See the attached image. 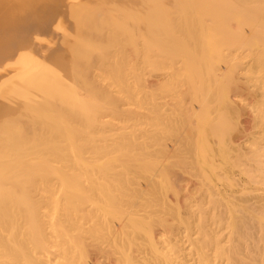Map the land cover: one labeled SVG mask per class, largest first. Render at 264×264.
I'll list each match as a JSON object with an SVG mask.
<instances>
[{
  "label": "rangeland",
  "instance_id": "374dc122",
  "mask_svg": "<svg viewBox=\"0 0 264 264\" xmlns=\"http://www.w3.org/2000/svg\"><path fill=\"white\" fill-rule=\"evenodd\" d=\"M225 1L73 0L75 39L72 37L73 31L70 36H65L66 9L62 6L61 29L64 36L61 33V84L68 87L72 96L77 95L84 102L85 99L88 102L92 96L90 102L94 105L96 100L107 95L105 98L108 103L111 100V104L107 107L105 98L102 104L110 111L104 113L102 104H99L98 115L91 116L95 117V121L97 119V125L92 123L94 127L89 125L91 129L89 126L86 129H93L91 135L98 136L92 137L97 148L92 146L94 142L88 144L93 139L84 140L88 142L87 147L83 145L85 148L79 145L81 154L76 148L77 157L82 158H78L80 161L84 157L86 161V156L92 160L79 162L77 158H72L73 155L69 156L68 163L72 161L73 164H66V160V163H58L59 166L56 164L62 168L61 173L57 170L58 174L53 171V164H48L49 168L46 165L49 170L47 173H50L44 174L48 187L53 185L60 188L61 184L58 186L57 182H53L60 177L59 174L62 176L61 181L64 177L73 176L75 179L76 175L79 189L76 188V193H73L78 195L80 191L84 192L85 202L82 203L81 193L78 198L74 194L71 200L78 199L76 204L81 205L80 211L62 210L65 198L53 195L56 196L54 200L52 195L47 194V197L44 196L46 201L49 200L47 206L51 208L48 202L52 201L55 211L54 208L48 211L46 208L43 214L35 213L37 217H43L42 221L39 220L40 225L35 223L39 226L38 230L34 229L42 235L41 241L29 242L27 239L34 232L30 227L35 224L30 222V226L27 222L31 220H23L25 216L28 218L26 212H12L16 213L13 215L11 210L1 207L0 264H202L208 220L204 198L206 182L222 181L228 194L240 189L243 198L257 195L264 197V186L255 182L260 180L256 175L264 172V42L260 41L264 31V15L260 19L255 18L260 13L264 14V10L259 12L264 9V0L249 2V6L252 4L251 10L259 7V11H254V18L246 8L237 9L240 4L236 7L239 14L233 13L237 10L230 12L238 1L234 5L235 0L231 3L232 9L231 4L228 6ZM151 11L156 12L154 15L158 13V18L154 20L155 16H152V22L150 19L148 24L143 17L147 12L151 14ZM85 12L93 15L89 17L86 14L87 18L85 15L80 18ZM240 12L248 13L252 20L247 17L248 14H243V18ZM109 13H113L114 17ZM120 14L121 18L126 16H123L124 20L122 18V22L127 19V24L123 23L126 26L121 25V22L116 24ZM130 16L134 17L133 21L130 20L132 17L129 19ZM136 17H139V21ZM245 18H249V21ZM115 24L124 28H117ZM242 24L245 25L243 28ZM109 33L113 34L112 39L117 45L111 41V37L108 41ZM116 35L120 38L118 42L115 40ZM131 35L136 47L130 45V39L127 38H132ZM107 41L109 46L105 44ZM67 92L69 96L70 92ZM95 93H98L97 97ZM74 97H71L73 101L71 98L69 100L78 104L77 97ZM93 98L97 99L93 101ZM82 101L79 99L78 106L86 104ZM114 102L116 105H113ZM109 106H114L115 113H110ZM115 107L122 111L119 113L124 111V114L119 115ZM78 112L81 113L79 109ZM80 119L82 122L77 121L81 124L86 121ZM77 121L76 126L81 128ZM99 121L108 123L98 124ZM88 123L84 122V126ZM120 152L127 157H122ZM117 153L121 160L117 159ZM70 154L72 152H68ZM73 159L78 161L74 163ZM65 168L68 172L63 173ZM251 169L255 171L252 173L257 174H247ZM251 174L256 177L253 176L254 182ZM261 175L263 179L264 175ZM23 180H20L21 183L15 180L18 183L12 182L10 188L20 190ZM49 180L52 183L50 186ZM88 193L90 196L86 197ZM76 199L72 202H77ZM221 203L222 207H227L222 208L227 212H224L221 223L227 236L232 232L233 223L238 222L236 216L242 209L229 202L228 195L226 198L221 197ZM7 205L10 206L9 203ZM220 209L216 211L221 212ZM263 215L257 213L253 216L256 221L254 225L264 223ZM209 224L212 231L217 228L214 218ZM222 239L226 241L225 237ZM213 243L215 246L216 241ZM214 246L212 250L217 245ZM23 249L26 253H23ZM17 250H22L25 255L17 257L22 255ZM257 255L255 259L259 261ZM253 260L249 263H258Z\"/></svg>",
  "mask_w": 264,
  "mask_h": 264
},
{
  "label": "bare ground",
  "instance_id": "6f19581e",
  "mask_svg": "<svg viewBox=\"0 0 264 264\" xmlns=\"http://www.w3.org/2000/svg\"><path fill=\"white\" fill-rule=\"evenodd\" d=\"M226 1L228 2L227 5L228 4L230 5L234 0H226ZM235 1L236 2H233V5L235 3H237V1H238V4L234 5L235 8L231 4V6H232L231 9L232 8H234V9L230 10V12L231 11L233 12V10L236 11L237 9H240V7L242 9L246 8L247 12L251 11L252 18H254V16H253L254 11L255 10H256L255 12L259 11L258 10L259 7H257L256 9L253 8V10H251L252 8L250 9V6L252 4L250 6L248 4H249V2H251L253 0H235ZM222 3L224 5V2H222ZM72 4H73V0H0V208L5 207L8 209V211L11 210V213L12 212H16V213L19 212L20 213V211H23L21 213L26 212L25 215L27 214L28 218H26V216L25 217L23 216L24 217L23 220L24 221L26 219L31 220L29 222L26 221L27 223H30V222H32L33 224L39 223V220L42 221L43 217L41 218L40 217L41 215L39 217H37V215L35 213L40 212L41 214H43V209L46 210V208H47V211H48V209L54 208L53 204L51 203L52 202L51 200H50L51 202H48V203H49L50 207H51V205H52V207L49 208L47 206V201H49V200L46 201L44 198V196L47 197L46 196L47 194L52 195V197H51L52 199L56 196L58 197L59 195L61 196V198H65L67 203H66V201L64 202L65 209L63 207L62 210H64V211L65 210H68V211H78L79 210L80 211L81 205L78 206L76 204V203H78V199H76V198L80 197V195H81L82 197H80V198H82V203H83V201H84L83 196L85 195V193L79 190L81 194L77 193L78 195L80 194L79 196L75 194L76 193L75 189L76 188L79 189V187H78L79 181L76 180V177H75L76 175L74 176L75 179H73V176H71L69 178L64 177L63 181H65V183H63V181L60 180V178L62 177L61 174H59L60 177L59 176L57 177L58 180L55 178L56 181H53V179L51 178V180L53 182H57L58 186H59V184H61L60 188L58 189L57 186L53 187V185H51V187H48L45 184V181H46L45 178L46 177L44 178V176H46V175H44V174L49 172V170L47 169L48 164L49 165L53 164L54 168L57 167L56 164L59 166V164L63 163L65 160L67 161V163H66V161L64 163H66V164L70 163L71 164L72 161L71 162L69 161V163H68V160H69V156L71 157L72 155H73L72 158L82 159L80 156L77 157L78 156L77 151L80 152L82 147H84V148H85V146L87 147L86 143H88V142H90L88 144H92L94 142V139L92 137L95 136V135L94 136L91 135V134H93L92 133L93 129L92 130H86V129L88 128L89 125L92 126V123L95 126V124H96L95 122L97 121V119H96V121L94 119H95L96 115H98L96 113L99 111V107L102 104V101L107 102V103H105L107 105V107H108L109 103L111 104V100H109V98H108V100L110 101L108 103L107 99L105 98V97H108L106 95L103 98L101 97V99H100L101 102H99L100 101L99 99L96 100L97 98H93V101L96 100L95 105L100 104L99 106H95L93 102H90L91 101L90 98H92V96L89 97L88 102L86 99H85V102L82 101L81 98L79 97L80 101H82L83 103H86V104H81L78 106V104H80L78 96L77 95H74L75 97L72 96L71 95L72 92H70V90L67 89L68 87L65 88L66 86L64 85L65 86L64 87L63 84H61L62 78H61L60 72H59L60 71L59 70L60 47H61V41H62L61 36L63 34L62 29H61V14H62L61 11L63 10L62 6H65L66 10H65V14H64L65 15L64 16V23H65V31L67 32V33H65V36L66 37L70 36L72 34V31L74 33V35H72V37L75 36V29L74 28L76 27V24H75L76 21L74 20L75 22H73V19L75 18V11H73V7H72L73 5ZM239 4H240V6H238ZM245 5L247 7H244ZM172 6H174V5H172ZM183 6H184V4H183ZM183 6H182V8H183ZM224 6H226V4ZM224 6H221V7H223V9H224L225 8ZM236 7H237V9H236ZM262 7H264V6H262ZM173 8H175V7H173ZM176 8H178V7H176ZM226 8L229 9V7H227V6H226ZM226 8H225V10H226ZM168 10H169V7H168ZM180 10L183 11V10H185V8L180 9ZM180 10L178 9L179 12H180ZM263 10L264 9L262 8L259 12H262ZM252 11H253V13H252ZM179 12H178V14H179ZM259 12L256 14H259ZM80 13H83V12H80ZM147 13L143 17L144 19H146V22L150 21V19H151L150 22H152V18L154 16H155V18H153V19L157 20L158 17L156 15L158 13L156 15H154L156 12L154 13L152 11H151V14H149V13L147 14ZM233 13L239 14L238 10H237V12H233ZM240 13L242 14V12H240ZM262 13H264V11ZM86 14H89V13L85 12V14H83L81 17H80L81 14L78 17L82 18L85 15V18H87L86 16H88V15H86ZM90 14H89V17H91L93 15L92 14L90 16ZM110 14L111 13H109V15ZM243 14L241 15L242 17H243ZM247 14H244V16ZM111 15H113V13ZM251 15L249 16V14H248L247 17H249L252 20ZM263 15L264 14L261 15V13H260L259 16L257 15L258 17L256 16L255 18L260 19V17ZM120 16H121V14L118 16V18ZM123 16H122V18H123ZM142 16H143V14H142ZM171 16H174V15H171ZM113 17H114V15H113ZM124 17H126V16H124ZM131 17L132 16H130L129 19ZM242 17H240V19H241V22L243 23L242 19L244 17L243 18ZM118 18H117V20L119 22H116L117 25L120 22L122 23V24L121 23L120 24L123 26L125 24H127L126 18H125L124 22H122L121 17H120L121 21H120V18L119 19ZM133 18L134 17H132L130 20H132ZM137 18H139V17H136V19ZM171 18H173V17H171ZM237 18H238V15H237ZM144 19H142L143 22H145ZM248 19L245 18L246 21ZM123 20H124V18H123ZM137 20L139 21V19H137ZM211 20H213V19H211ZM256 20H255V22H256ZM150 22H147V23L149 24ZM257 22L259 24L261 23L259 20H257ZM123 23H125V24H123ZM73 24H74V26H73ZM116 24H115V27L120 28V29L124 28V27L121 28L120 26L118 27ZM243 25L244 24H242V28H243ZM247 26H249V25H247ZM236 28H237V26H236ZM245 28L246 27H244L243 30H245ZM247 28L251 29L250 26ZM125 29H127V28H125ZM262 30H264V29H262ZM250 31H253V29H251ZM244 32L246 33V31H244ZM262 32L264 35V31H262ZM233 33H235V30ZM253 33L255 34V32H253ZM109 34H108V41H110V37L112 39V36H113V34H110V35ZM235 35L237 36V34H235ZM246 35L248 36V33ZM246 35H244V36H246ZM263 35L261 37L262 40H260V38L257 36H256V38L259 39L260 41L264 42V40H263L264 36ZM63 36H64V34H63ZM132 36L133 35H131V37ZM249 36H253V35H249ZM115 37H116L115 40H117V42H118V40L120 38L118 37V35H116ZM129 37H127V38L130 39L129 40V42H131L130 45H132V46L134 45L136 47V43H135V41H133L134 38L133 37L129 38ZM73 38L75 39V37H73ZM113 38H114V36H113ZM237 38H239V37L237 36ZM245 39L246 38H244V41H245ZM251 39H253V41H254V38L251 37ZM113 40L114 39H112L111 41H113ZM259 40H257V41H259ZM107 42L106 43L103 42V44L105 43L107 46H109L108 45L109 42L108 43ZM113 42L117 45L116 41H113ZM92 45L94 46L96 44H92ZM92 45H91V47H92ZM99 46L100 45H98V47ZM113 46H114V44H113ZM108 48H110V47H108ZM237 59H239V57ZM260 63L258 64L259 66H260ZM109 79H111L110 76H109ZM113 81H116V80L114 79ZM66 89H67V91L70 92L69 96L67 95L68 92L66 91ZM97 94L98 93H95L94 95H96V97H97ZM67 96H68V99L66 98ZM70 96L74 97V98L77 97L76 99H78L77 100L78 104H76L75 101L71 102L69 100L71 98ZM100 96H99V98H100ZM104 98H105V101L102 100ZM72 101H73V99H72ZM104 105L103 104L101 105V107L103 106L102 108L104 109L103 110L101 108V110H103L104 113L107 110V112L109 113L110 110L104 108ZM113 105H116L115 102ZM110 106H112V105H110ZM113 107L112 108L110 107L111 111H112L110 113H115V112H113ZM116 108L117 107H115L114 110ZM78 109L81 113L78 112ZM115 111H117L118 113L122 112L121 110L119 111L118 109H116ZM102 113H99V115H103ZM121 114H124V111H123V113H119V115H121ZM78 115H80L79 117L83 118V120H86L84 122L88 123L89 120L91 122H89L87 125L84 126V122H83V124L78 122V121L82 122V120L80 118L79 119L77 118ZM92 115H95V117L93 116V118H92L91 117ZM116 115H117V113H116ZM63 117H65L64 118L65 120L63 119ZM65 121H66V123H65ZM76 121H77V123L80 124V126L79 125L78 126L81 128H78L76 126L77 125ZM62 123H64L65 125H63ZM99 123L107 125L106 123H108V122L99 121L98 124ZM81 125H83L84 127ZM94 126H92V127H94ZM89 129H91L90 126H89ZM126 130H129V129H126ZM101 131H102V129H101ZM129 131L133 132L131 130H129ZM116 133H117V131H116ZM126 134H127V132H126ZM108 136L111 137L112 135L111 136L108 135ZM97 137L95 136L94 138H97ZM103 137H106V135L105 136L103 135ZM131 137L132 136H130V138ZM88 139H93V140H91L92 142L91 141L84 142V140L87 141ZM103 139H105V138H103ZM113 139H115V138H113ZM127 139H128V136H127ZM135 140L136 139H134V141ZM115 142H117V141H115ZM95 143L96 142H94L92 144V146L94 145V147L97 148ZM80 144H82L81 148L79 147ZM83 145H85V146H83ZM77 147H78V150L76 149ZM79 148H80V150H79ZM90 148H91V146H90ZM114 148H115V146H114ZM88 149H89V147H88ZM91 149H90V151H91ZM86 150H87V148L84 151L86 152ZM84 151L82 149V152H84ZM123 151H124V149H123ZM68 152L69 153L72 152V154L68 155ZM66 154L68 155V158H66V156H67ZM80 154H81V152H80ZM86 154L84 153V155H86ZM92 154H94V153H92ZM132 154H134V153H132ZM84 155H83V157H84ZM97 155H98V153H97ZM120 155H121V152H120ZM120 155L117 159L120 158ZM88 156H90V155H88ZM124 156H126V154ZM124 156H122V157H124ZM72 158H70V159H72ZM90 158L88 159V157L86 156V161L90 160ZM77 159H75V160L73 159L74 160L73 162L75 163V161L79 160V159L78 160ZM83 159L84 160H81V161L79 160V162H86L85 157ZM92 159L93 158H91V160ZM135 159L136 158H134V160ZM120 160H121V158H120ZM129 160H130V158H129ZM134 160H133V162H134ZM95 161H96V159H95ZM79 162H76V163H79ZM130 162H132V161L130 160ZM123 164H124V161H123ZM257 164L259 165V163H257ZM261 164L262 163H260L259 167H261ZM46 165H47V167H46ZM121 165H122V163H121ZM253 167L256 168V165H253ZM262 167H263V171H264V164L262 165ZM54 168H53V171L54 172L56 171L57 174H58L57 170H60L59 173L62 172V170H61L62 168H60V167H57L58 169H54ZM249 168H251V167H249ZM249 168H247V169H249ZM243 169H245V167ZM258 169H257V171L260 170V169L259 170ZM65 171H67L66 168L64 169L63 173ZM70 171L72 173L71 169H70ZM252 171H254V169H251V171H248L249 173H247V174H250V172L252 173ZM54 172L52 174H54ZM254 174L256 175L257 172ZM261 174L264 175V172H262ZM261 174L258 173L256 175V177H258L260 180L255 181L253 179V176L255 177V175H252L251 178H252V182L255 181L258 184H261L264 186V176L262 179ZM259 175H261V176H259ZM12 177H14V178H12ZM70 178L75 180V182L72 179H71V181L67 180ZM77 178H78V180H80V178L78 176H77ZM23 179H25L27 181L25 185H24L25 180H23ZM15 180L16 181L23 180V187H21L20 190L17 188L19 191H17V189H16V191H14L10 188V186H12L11 183L16 182ZM76 181L78 183L77 185L75 184ZM66 182L68 184H66ZM69 182H71V183H69ZM16 183H18V182H16ZM20 183H21V181H20ZM50 184H52L51 181L48 183V185L50 186ZM54 184H56V183H54ZM239 185H241V184H239ZM43 186H45V187H43ZM242 186H243V184H242ZM76 191H77V189H76ZM73 192H75V193H73ZM240 193H241V190L238 189L237 192H235L233 194H228L226 192L225 185L222 181L219 183H217L214 180H212V181L209 180L206 182L205 188H204V198H205V207H206L205 216L207 217V219L209 221L207 220V225H206L207 229L205 230V235H204V246H205L204 250L205 251H204V257H203L204 259L202 260L203 261L202 264H250L249 262H251L252 259H254L253 261H255V262L258 261L257 259H255L256 258L255 256H258L257 254H259L260 258L257 257L259 259V261H258V263L256 262V264H264V233H263L264 232V225H263L264 223L259 222L260 225L256 226L258 224L254 225L256 221L254 222V219H253V216H255V214H257V213L263 214L264 213V197L263 196L261 197L260 195L258 197V195H257V197L256 196L255 197L250 196L248 198L247 197L243 198L240 195ZM74 194L76 195V198H74V200L73 199L72 200L74 202L76 199L77 202H75V203H73L71 200V198L74 197ZM88 194L86 195V197L90 196V194L89 195ZM53 195H56V196H53ZM227 195L229 198V202L231 201L232 204L240 206L242 210L238 211L239 214H237V216H236L237 217L236 219L238 222L233 223L234 226L231 229L232 232H230L227 236H225L226 233L224 234V229L221 228V223L223 221V214H224V212H227V211H224L222 209V208L226 207V205L224 204L225 206L222 207L221 197L226 198ZM243 196H244V194H243ZM43 198L46 201V202L44 201L46 203V204L44 203V205H46L45 208L43 207ZM48 199H49V197H48ZM68 199H70L71 202H69ZM54 200H55V198H54ZM54 200H53V203H54ZM61 200H63V199H61ZM87 200H89V199H87ZM80 201H81V199H80ZM6 203L7 204L9 203V205L11 206L10 209H9L10 206L8 207V205ZM68 203L69 204L72 203V204L68 205ZM82 203H80V204H82ZM92 203L93 202L91 201V204ZM55 204H56V207H58V204L56 202H55ZM92 206H93V204H92ZM217 208L218 209L221 208L220 209L221 212L220 211L217 212L216 211V210H218ZM7 209H6V211H7ZM225 209H227V207ZM60 210H61V208H60ZM8 211H7V213H9ZM54 211H55V208H54ZM16 213H14V214H16ZM31 213L35 214L34 215L35 217ZM67 213L68 212H66V214ZM74 213H76V212H74ZM60 214H61V212H60ZM215 215H216V217H215ZM224 217H225V215H224ZM57 218L58 217H56V219ZM212 218L215 219V222L217 224V228L214 231H212V229L210 228L211 224H209V223H211ZM54 219H55V217H54ZM263 222H264V219H263ZM32 223H30V226L32 225ZM62 223H63V221H62ZM40 224L41 223H39V225ZM77 224L78 223H76L75 225H77ZM28 226H29V224H28ZM32 226H36V227L32 228ZM32 226L30 227L32 230H34V229L38 230L39 226L37 224L32 225ZM28 233L30 235L31 231H29ZM32 233L33 234H31L27 240L29 242H32V241L40 242L41 236H42L40 234V232L39 231L36 232L34 230V232L32 231ZM26 234H27V231L25 232V236H26ZM27 236H28V234H27ZM22 237H24V236H22ZM26 237H24V238L26 239ZM224 237H225L226 241H223L224 239H222V238H224ZM14 241H16V239ZM215 241H216L215 246L217 245L218 248H217V246L215 247L213 245L214 244L213 242H215ZM212 245L215 247L213 249L214 251L212 250V248H213ZM216 248L218 250L217 252H215ZM18 251L19 250H17V253L22 254V252H21L22 250H20L19 252ZM23 253H26V251L24 249H23ZM61 253H63V252H61ZM220 254L222 255L221 257H220ZM24 255L22 254V255H16V256L20 257V256H24ZM65 255L63 254V256H65ZM224 255H226V256H224ZM222 257H224V258H222ZM252 264H253V262H252Z\"/></svg>",
  "mask_w": 264,
  "mask_h": 264
}]
</instances>
